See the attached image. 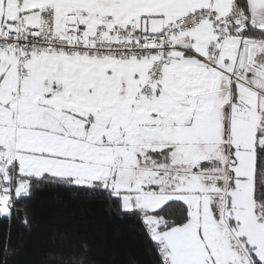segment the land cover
<instances>
[{
	"label": "snow or ice",
	"instance_id": "obj_1",
	"mask_svg": "<svg viewBox=\"0 0 264 264\" xmlns=\"http://www.w3.org/2000/svg\"><path fill=\"white\" fill-rule=\"evenodd\" d=\"M40 184L153 264H264V0H0V220Z\"/></svg>",
	"mask_w": 264,
	"mask_h": 264
},
{
	"label": "trees",
	"instance_id": "obj_2",
	"mask_svg": "<svg viewBox=\"0 0 264 264\" xmlns=\"http://www.w3.org/2000/svg\"><path fill=\"white\" fill-rule=\"evenodd\" d=\"M31 227L21 220H0V245L11 235L16 251L12 264H61L78 255L89 241L90 264H153V256L134 218L121 219L114 210L77 196L55 184L33 188L26 201Z\"/></svg>",
	"mask_w": 264,
	"mask_h": 264
}]
</instances>
